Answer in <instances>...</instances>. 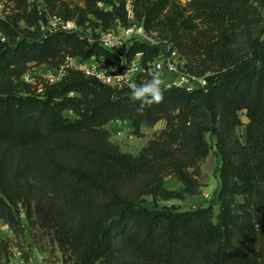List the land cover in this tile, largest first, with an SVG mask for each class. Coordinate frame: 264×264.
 Returning a JSON list of instances; mask_svg holds the SVG:
<instances>
[{"label": "trees", "instance_id": "16d2710c", "mask_svg": "<svg viewBox=\"0 0 264 264\" xmlns=\"http://www.w3.org/2000/svg\"><path fill=\"white\" fill-rule=\"evenodd\" d=\"M5 1L15 10L0 14L5 37L0 41V216L5 222L24 230V213L51 234L66 264H264V30L248 53L229 49L251 0H189L185 8L175 0L133 1L145 29L157 27L183 53L206 57L190 67L207 77L206 88L164 87L163 101L142 111L129 89L105 85L77 69L42 82L41 88L24 81L30 64L58 68L67 57L106 53L98 40L88 41L86 30L81 37L53 28V18L80 25L98 21L108 29L127 22V0H83L82 6L42 0L43 8L31 0L0 4ZM130 51H143L145 60L157 53L140 42ZM241 111L249 119L246 143L238 134ZM117 120L127 121L136 134L161 120L167 125L134 155L111 139ZM214 147L222 159L216 200L187 210L145 204L147 196L158 202L199 194L200 163ZM166 174L183 187L167 189ZM2 252L9 264L11 253L5 246L0 257Z\"/></svg>", "mask_w": 264, "mask_h": 264}, {"label": "rangeland", "instance_id": "374dc122", "mask_svg": "<svg viewBox=\"0 0 264 264\" xmlns=\"http://www.w3.org/2000/svg\"><path fill=\"white\" fill-rule=\"evenodd\" d=\"M36 1L41 8L44 7L42 0H31ZM134 0H127V10H128V20L124 24L125 26H143L139 22L134 14ZM180 7L185 8L188 6L189 0H175ZM77 4V3H75ZM176 4V5H177ZM77 5H84L83 0H79ZM101 7L106 9H111L109 5L99 4ZM14 5L5 1L4 4L0 6V11L3 17L6 14L13 15L15 14ZM250 6L252 7L249 10L248 18L242 23H239L235 27L234 37L232 44L229 45V49H233L238 55L246 54L250 51V46L253 41L260 36L262 30H264V0H251ZM73 23L78 26L82 31L89 28L93 29L95 33L96 28H100V22H92L91 24L87 22L85 25H80L76 20ZM53 26V20L51 21ZM116 24H113L110 28H116ZM102 27V26H101ZM145 28V27H144ZM202 28H204L202 26ZM109 29V28H108ZM117 29V28H116ZM147 30V29H146ZM162 30L157 27H150V30L147 32L151 33L157 38H167L170 39L168 34L161 32ZM168 33V32H167ZM202 34L200 33V36ZM171 40V39H170ZM183 56V66L185 69L190 71V67H198L199 63L203 62L202 59L206 57H197L193 58L192 56L183 53L179 50ZM210 59H208V62ZM30 69L27 74L24 76V81L31 83L35 88H41L42 82H53L57 81L58 77H62L68 74L69 69H74L73 67L69 68L66 71L57 73L53 70V67L48 65H35L30 64ZM198 71V70H197ZM196 71V72H197ZM198 73V72H197ZM213 73L209 71L206 75ZM199 74V73H198ZM243 125L239 127L238 134L243 143H246V127L249 123V119L246 116V111L240 112ZM167 125L166 120L159 121L154 127L144 128L141 134H136L133 126L131 125H120L126 128V132L121 137L116 136L114 131H112L111 139L117 145L120 146L122 151L127 153H132L138 155L142 149L148 144L151 139L158 138L161 133L165 130ZM133 133V139H130L129 135ZM208 137H210L208 135ZM222 159L217 153V149L214 147L211 153L201 161V176L200 182L202 184L201 192L194 196H189L186 200H170V201H153L151 196H147L145 204L151 209H157L163 205H175L182 210H187L190 208L197 207L199 205L208 206L212 201L216 200L219 187V168L221 166ZM164 185L167 189L170 190H179L183 187V183L178 180L172 174H166L164 176ZM218 213V206H217ZM23 225L26 226L24 230H14L10 225L5 222V220L0 216V250L2 246L8 248L11 253L9 264H23L27 261L32 260L33 264H66L64 262V254L58 246L57 242L52 240L51 234L45 232L38 225H32L26 219L24 213L21 214ZM3 255L0 257V264H8L6 260V255L2 252ZM1 253V254H2Z\"/></svg>", "mask_w": 264, "mask_h": 264}, {"label": "built area", "instance_id": "2783aa9c", "mask_svg": "<svg viewBox=\"0 0 264 264\" xmlns=\"http://www.w3.org/2000/svg\"><path fill=\"white\" fill-rule=\"evenodd\" d=\"M62 1L72 6L79 3V0ZM73 22L55 17L53 18V28L61 26L67 30H74L81 37H84L83 31ZM116 25L117 29H103L101 26L100 28H96L97 39L93 36L92 28L86 30L88 32V41L92 43L98 40L106 53L94 55L87 59L67 57L64 64L58 68H53V70L63 75V71L75 66L73 67L74 69L82 71L87 77L98 79L105 85L117 89H129L127 87V80H132L139 84L150 78L151 73L157 66H160L165 80L164 87H181L187 91L207 87L206 76H199L184 68L183 56L173 41L167 38H157L147 32L142 26H125L120 21ZM0 41H5V37L1 33ZM135 42H140L152 49H156V55L150 60H145V53L143 51L131 54V46ZM132 68H137L138 70L133 72L131 71ZM62 77H58L57 80H60ZM53 82L55 81L53 80ZM128 124L127 121L117 120L111 124V129L114 131V134L116 133V136L121 137L126 132V128L120 125L126 127ZM129 137L133 139V133ZM23 264H33V262L30 260Z\"/></svg>", "mask_w": 264, "mask_h": 264}, {"label": "clouds", "instance_id": "9594fccd", "mask_svg": "<svg viewBox=\"0 0 264 264\" xmlns=\"http://www.w3.org/2000/svg\"><path fill=\"white\" fill-rule=\"evenodd\" d=\"M257 67L261 66L260 61H256ZM137 68H132L131 71H137ZM165 80L163 78V71L160 66L151 73L150 78L137 84L132 80H127V87L130 90V100L135 103H140V110L145 106L160 103L164 98Z\"/></svg>", "mask_w": 264, "mask_h": 264}]
</instances>
